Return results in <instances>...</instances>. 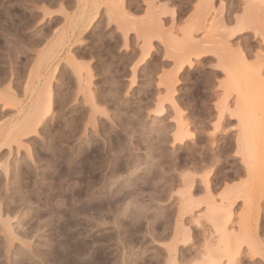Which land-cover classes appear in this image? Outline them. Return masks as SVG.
<instances>
[{"label":"rangeland","instance_id":"obj_1","mask_svg":"<svg viewBox=\"0 0 264 264\" xmlns=\"http://www.w3.org/2000/svg\"><path fill=\"white\" fill-rule=\"evenodd\" d=\"M0 20V264H264V0Z\"/></svg>","mask_w":264,"mask_h":264},{"label":"bare ground","instance_id":"obj_2","mask_svg":"<svg viewBox=\"0 0 264 264\" xmlns=\"http://www.w3.org/2000/svg\"><path fill=\"white\" fill-rule=\"evenodd\" d=\"M183 19V18H182ZM1 21V20H0ZM180 21V20H179ZM193 21V20H192ZM191 22V21H190ZM195 24V23H194ZM193 24V25H194ZM237 26L238 27H241V28H239V30H243L244 29V27H242V21L240 20V19H238V21H237ZM191 27V26H190ZM233 30V29H232ZM235 31H237V30H235ZM231 32V31H230ZM233 34V33H232ZM259 55H260V53H259ZM243 57H245V55L243 54ZM262 61L264 62V58L262 59ZM52 96H50L49 97V99H48V106H47V114L51 111V106H52V98H51ZM160 110V109H159ZM118 139V138H117ZM124 142V141H123ZM120 148V147H119ZM125 149H126V147H125ZM78 153V152H77ZM77 155V154H76ZM83 155V154H82ZM71 158V157H70ZM95 158V157H94ZM83 160V159H82ZM112 160V159H111ZM99 161V160H98ZM67 164V163H66ZM84 164H86V163H84ZM123 165V164H122ZM247 165H248V167L250 168V165L247 163ZM117 168V167H116ZM248 168V169H249ZM59 169H61V168H59ZM83 169V168H82ZM251 169V168H250ZM249 169V170H250ZM66 170H67V168H66ZM247 170V169H246ZM241 171V170H240ZM239 171V172H240ZM242 171H244V170H242ZM69 172V171H68ZM236 173V172H235ZM248 173V172H247ZM56 174V173H55ZM60 174H61V172H60ZM237 174H238V172H237ZM250 174V173H249ZM251 174H252V172H251ZM251 174H250V176H251ZM68 175V174H67ZM91 175V174H90ZM115 175V174H114ZM217 175V174H216ZM239 175H240V173H239ZM261 176V175H260ZM260 176H259V179L258 178H256V180L255 181H259L258 183H260V182H263V179H264V173L262 174V178L263 179H260ZM62 177V176H61ZM65 177V176H64ZM63 177V178H64ZM235 177H236V175H235ZM58 178H60V177H58ZM61 180V179H60ZM251 180V179H250ZM63 181V180H62ZM189 181V180H188ZM86 182V181H85ZM190 182V181H189ZM192 182V181H191ZM248 182V181H247ZM66 183V182H65ZM209 181L207 180V187L208 188H210V186H209ZM257 183V182H256ZM65 185V184H64ZM83 185V184H82ZM95 186V185H94ZM193 186V185H192ZM94 189V188H93ZM89 191V190H88ZM90 192V191H89ZM213 192V191H212ZM67 193V192H66ZM102 193V192H101ZM99 194V193H98ZM104 197V196H103ZM112 199V198H111ZM107 201V200H106ZM94 204V203H93ZM101 204V203H100ZM76 205V204H75ZM78 206V205H77ZM110 207V206H109ZM68 208V207H67ZM92 209V208H91ZM76 213V212H75ZM101 213V212H100ZM77 214V213H76ZM79 214V213H78ZM80 218V217H79ZM65 221V220H64ZM78 223V222H77ZM76 223V224H77ZM82 224V223H81ZM180 224L181 223H179V226H180ZM80 225V224H79ZM181 226H182V229H184V232H185V234H186V241H188V240H190V228H183V224H181ZM73 227V226H72ZM264 227V226H263ZM70 228V227H69ZM62 229V228H61ZM264 231V230H263ZM256 234V235H255ZM255 234H254V236L256 237V239H258V234H257V231H255ZM259 240V239H258ZM258 242V241H257ZM260 242V241H259ZM64 243V242H63ZM70 243V242H69ZM87 243V242H86ZM67 244V243H66ZM85 246V245H84ZM83 250V249H82ZM81 250V251H82ZM72 257V256H71ZM242 257V256H241ZM237 259V262H238V258H236ZM67 260V259H66ZM241 260V259H240ZM81 261H83V260H81ZM242 261V260H241ZM256 261V260H255ZM243 262V261H242ZM239 264H240V262H238Z\"/></svg>","mask_w":264,"mask_h":264}]
</instances>
